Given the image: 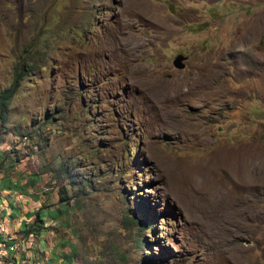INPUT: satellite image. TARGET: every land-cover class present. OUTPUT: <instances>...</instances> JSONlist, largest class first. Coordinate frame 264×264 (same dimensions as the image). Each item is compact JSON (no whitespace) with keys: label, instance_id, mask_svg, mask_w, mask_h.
I'll list each match as a JSON object with an SVG mask.
<instances>
[{"label":"rangeland","instance_id":"rangeland-1","mask_svg":"<svg viewBox=\"0 0 264 264\" xmlns=\"http://www.w3.org/2000/svg\"><path fill=\"white\" fill-rule=\"evenodd\" d=\"M2 100L41 264H264V0H0Z\"/></svg>","mask_w":264,"mask_h":264},{"label":"crops","instance_id":"crops-1","mask_svg":"<svg viewBox=\"0 0 264 264\" xmlns=\"http://www.w3.org/2000/svg\"><path fill=\"white\" fill-rule=\"evenodd\" d=\"M8 183L9 184L7 185L5 183L4 188H0V226L4 227L6 231L5 234L0 232V243L3 240L9 241L10 238L14 240H22V237L27 236L19 234L24 229V225L26 224L25 227H27L35 220L34 212L25 209V206H27V200L22 197L23 192L13 189L12 184H10V182ZM14 185L16 186L17 184L14 183ZM42 237L43 233L41 232L38 238ZM41 243L42 242L39 240L36 246H32L34 247L32 249V247L26 248V244L23 242L18 254H13L12 252L7 254V252L5 253L1 250L0 257L5 255L3 260L11 264H41V261L36 260V257H42L41 254L43 253V250L41 249ZM61 243L63 244V242ZM36 250L39 251L38 255ZM63 258V255H59L57 252H49L48 256L44 257V261L50 262L51 264H60V261ZM1 260L2 259H0V261ZM56 261H59V263Z\"/></svg>","mask_w":264,"mask_h":264},{"label":"built area","instance_id":"built-area-1","mask_svg":"<svg viewBox=\"0 0 264 264\" xmlns=\"http://www.w3.org/2000/svg\"><path fill=\"white\" fill-rule=\"evenodd\" d=\"M0 232L2 234H5V228L0 226ZM34 236L32 234H29L28 237H22V240H14L12 238L8 240H3L0 244V251H4L5 253L7 252V254L9 252H12L13 254H18L20 252L21 249V244H23V242L26 244V248H29L33 245L34 243ZM22 242V243H21ZM4 254V253H3ZM5 255H2V257H0V259H2L0 261V264H11V263H7L6 261L3 260V258Z\"/></svg>","mask_w":264,"mask_h":264},{"label":"trees","instance_id":"trees-1","mask_svg":"<svg viewBox=\"0 0 264 264\" xmlns=\"http://www.w3.org/2000/svg\"><path fill=\"white\" fill-rule=\"evenodd\" d=\"M6 94V96H8V97H10L11 96V93H12V91H10V90H7L6 92H5ZM5 98L3 97V100H4ZM1 101L0 103H1V106H3L4 105V101ZM60 199H62V198H60ZM62 201H64L63 199H62ZM42 208V206H40L39 207V209H37L35 212H34V217H35V220H34V222L31 224V226H29V228H28V226L27 227H25L26 226V224L24 225V229L22 230V232L23 233H25L27 236L29 235V234H32L34 237H39V235H40V233H41V230H42V226H43V218H42V214H40V209ZM42 222L40 225H42V226H39L38 225V222ZM148 227H150L149 228V230L151 231V234H152V225L151 226H148ZM154 257V256H153Z\"/></svg>","mask_w":264,"mask_h":264},{"label":"water","instance_id":"water-1","mask_svg":"<svg viewBox=\"0 0 264 264\" xmlns=\"http://www.w3.org/2000/svg\"><path fill=\"white\" fill-rule=\"evenodd\" d=\"M186 60V58L182 55L177 56L174 60H173V66L176 69L182 70L185 68V64L184 61Z\"/></svg>","mask_w":264,"mask_h":264}]
</instances>
